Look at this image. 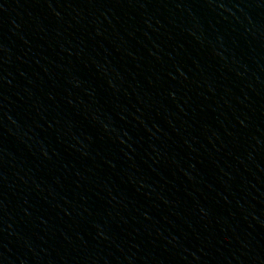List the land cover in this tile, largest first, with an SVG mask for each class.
<instances>
[{
	"label": "water",
	"instance_id": "obj_1",
	"mask_svg": "<svg viewBox=\"0 0 264 264\" xmlns=\"http://www.w3.org/2000/svg\"><path fill=\"white\" fill-rule=\"evenodd\" d=\"M0 264H264V0H0Z\"/></svg>",
	"mask_w": 264,
	"mask_h": 264
}]
</instances>
